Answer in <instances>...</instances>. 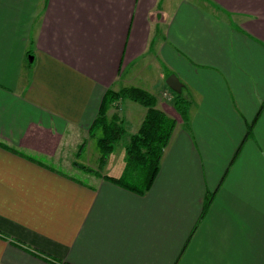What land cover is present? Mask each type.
<instances>
[{"label": "crops", "instance_id": "1", "mask_svg": "<svg viewBox=\"0 0 264 264\" xmlns=\"http://www.w3.org/2000/svg\"><path fill=\"white\" fill-rule=\"evenodd\" d=\"M150 75L176 128L139 196L68 153ZM0 264H264V0H0Z\"/></svg>", "mask_w": 264, "mask_h": 264}, {"label": "trees", "instance_id": "2", "mask_svg": "<svg viewBox=\"0 0 264 264\" xmlns=\"http://www.w3.org/2000/svg\"><path fill=\"white\" fill-rule=\"evenodd\" d=\"M175 95L174 105L184 122H187L190 103L182 97L181 93H175ZM121 101L136 102L147 112L138 132L131 136L126 146L125 167L122 175L119 178L109 176L104 178L116 186L144 196L150 191L159 174L162 160L176 128V121L158 109L156 98L143 89L131 87L120 91L109 90L90 129L92 137L101 136L98 138L101 151L100 165L106 163L115 145L126 135L122 118L118 114L111 117L108 115L110 109ZM80 168L91 173L95 172L85 166ZM211 201L212 198L206 201V207Z\"/></svg>", "mask_w": 264, "mask_h": 264}, {"label": "rangeland", "instance_id": "3", "mask_svg": "<svg viewBox=\"0 0 264 264\" xmlns=\"http://www.w3.org/2000/svg\"><path fill=\"white\" fill-rule=\"evenodd\" d=\"M153 75H150L144 83H141L143 90L152 94L157 101L160 96V89L162 88L161 85L159 86L158 82L153 83L154 80H149ZM164 87V83L162 84ZM156 86V88H154ZM146 88V89H144ZM160 88V89H159ZM167 91L171 93L173 96L169 95V99L175 100V93L168 88ZM158 102V101H157ZM173 101V107L177 111ZM147 110L141 106L140 104L132 101H121L116 104L113 108L110 109L108 115L111 117L114 114H118L124 123V127L126 130V135L115 145L114 151L108 156L107 161L104 165H100V157L101 151L98 145V138L101 136H96L95 138L92 137L90 134V130L83 136H78L76 144V148L74 149V153H68L71 159L75 160V166L81 167L85 166L88 168L96 169L98 175H107L113 178H119L124 171L125 167V159H126V146L131 138V136L135 135L137 132V128L144 116V113ZM178 112V111H177ZM179 113V112H178ZM140 128V127H139ZM139 130V129H138ZM73 149L74 147L71 146ZM74 156V157H73ZM83 164V165H81ZM78 165V166H77ZM80 165V166H79ZM54 166V165H52ZM59 170L64 173L70 174L75 178L83 180L85 182H89V177L85 176L82 172L78 170L71 169L73 165H55ZM237 205V204H236ZM228 212L231 213V217L227 218V220H234L235 217L238 221H240L241 228L244 226L245 218L244 214L237 210L226 209ZM238 215V216H237ZM240 216V217H239ZM234 226H237L236 224ZM244 234V230H241V234ZM234 248L232 247V253H234ZM234 255V254H233Z\"/></svg>", "mask_w": 264, "mask_h": 264}, {"label": "water", "instance_id": "4", "mask_svg": "<svg viewBox=\"0 0 264 264\" xmlns=\"http://www.w3.org/2000/svg\"><path fill=\"white\" fill-rule=\"evenodd\" d=\"M167 84L173 92L178 94L181 93L182 85L177 76L171 75L170 77H168Z\"/></svg>", "mask_w": 264, "mask_h": 264}, {"label": "built area", "instance_id": "5", "mask_svg": "<svg viewBox=\"0 0 264 264\" xmlns=\"http://www.w3.org/2000/svg\"><path fill=\"white\" fill-rule=\"evenodd\" d=\"M165 97H169L167 94H165Z\"/></svg>", "mask_w": 264, "mask_h": 264}]
</instances>
